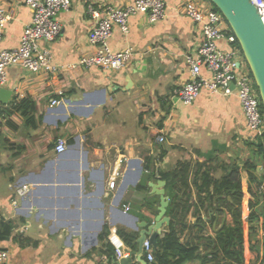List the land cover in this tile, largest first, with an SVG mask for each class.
I'll return each instance as SVG.
<instances>
[{"label":"crops","instance_id":"crops-1","mask_svg":"<svg viewBox=\"0 0 264 264\" xmlns=\"http://www.w3.org/2000/svg\"><path fill=\"white\" fill-rule=\"evenodd\" d=\"M133 1L72 0L71 8L58 14L61 35L49 44L59 71L34 73L13 66L8 83L0 86V248L10 252L4 264H117V247L127 256L132 253L119 229L139 236L135 222H152L159 213L160 196L150 186L157 183L156 175L146 178L153 168L170 173L178 163L191 162L187 179L179 173L171 187L162 179L169 198L176 194L179 202L193 204L187 220L195 223L199 168L222 178L235 163L260 161L235 93L205 89L188 105L175 95L190 78L187 56L195 55L202 41V27L185 13L189 0H165L166 16L157 22L146 14L131 16L128 34L114 27L112 51L135 49L124 69L80 63L97 51L89 41L95 25L89 6L105 2L123 7ZM0 5L13 14L0 50L13 49L20 45L32 11L26 0H0ZM219 45L229 47L225 40ZM24 98L35 103V124L10 112ZM160 133L163 143L157 141ZM59 138L67 141L61 154L55 150ZM149 160L150 171L145 167ZM144 180L148 188L137 189ZM25 186L29 191L22 195L18 191ZM200 210L205 220L217 213ZM221 216L231 217L227 212ZM216 226L215 221L212 229ZM190 229L182 239H197V229ZM139 263L132 257L130 264Z\"/></svg>","mask_w":264,"mask_h":264},{"label":"built area","instance_id":"built-area-1","mask_svg":"<svg viewBox=\"0 0 264 264\" xmlns=\"http://www.w3.org/2000/svg\"><path fill=\"white\" fill-rule=\"evenodd\" d=\"M264 20V0H250ZM72 0H26L32 11L31 22L24 28L20 45L13 49L0 50V86L8 83V70L19 66L30 72L56 73L59 67L54 63L49 44L62 33V25L58 14L71 8ZM165 0H134L126 6L102 3L91 5L88 13L95 21L89 33V41L97 47V51L90 56L83 57L80 63L86 67H98L104 70L124 69L135 54L134 47L114 52L110 48L109 40L114 27L119 26L124 34L130 31V17L146 14L151 22H157L166 16ZM185 13L202 27V41L195 55L187 56L190 70L188 82L176 89L175 95L184 104H192L203 90L212 93L222 92L226 95L236 94L240 100L246 127L254 139H264V109L259 90L255 84L253 74L245 59L244 53L237 46V37L231 30L224 15L210 0H189L185 5ZM13 19L10 10L0 5V43L4 38L3 29ZM220 40H225L229 47L222 48ZM234 86V87H232ZM58 104V100H53ZM165 135L157 137L159 143L165 142ZM55 150L64 153L67 141L59 138ZM120 173H115V178ZM116 179L110 182L115 188ZM29 191L27 186L19 189L20 194ZM129 207L127 208V210ZM155 248L146 239L143 244V256L146 260H154ZM117 258L127 255L116 248ZM10 252L0 248V264L8 261Z\"/></svg>","mask_w":264,"mask_h":264},{"label":"trees","instance_id":"trees-1","mask_svg":"<svg viewBox=\"0 0 264 264\" xmlns=\"http://www.w3.org/2000/svg\"><path fill=\"white\" fill-rule=\"evenodd\" d=\"M237 43L239 44L238 40ZM35 111V103L28 98L14 102L10 110L21 113L28 124H35ZM254 140L255 142L251 144L256 147L260 156L259 162L247 159L243 163H235L229 174L222 178H215L211 176L210 170L199 168L196 173V179H199L197 185L199 200L195 206L198 210L195 209L192 213L197 217L195 223H189L187 220L193 204L188 201L179 202L176 194L169 193L167 214L171 217V223L168 229L159 235V247L154 251L155 258L152 262L148 261V264H187L194 260H200V264H248L249 259L250 264H264V139ZM150 163L152 164L151 160L145 165L147 170ZM259 164L262 165L263 172L257 169ZM189 172L191 162L186 161L178 163L176 170L170 173L160 171V174L164 179H168V186L171 187L179 173L187 179ZM155 175L156 168H153L146 178L153 179ZM147 188L146 180L137 186L139 190ZM189 190L188 185L185 193L187 194ZM148 204L154 205V202L149 200ZM200 207L207 213L210 210L218 214L205 220ZM224 212L230 214L232 222L223 220L221 215ZM215 221L217 226L214 228L213 236L206 227L207 222L213 225ZM189 228L191 231L192 228L197 229V233L193 235L197 239L193 237L190 240L182 239L181 234ZM4 230L10 232V226H5ZM108 231L109 229H105V237ZM118 234L132 252L138 249L137 232L119 229ZM113 255L114 251L109 252L110 257ZM143 257L146 259V255Z\"/></svg>","mask_w":264,"mask_h":264},{"label":"water","instance_id":"water-1","mask_svg":"<svg viewBox=\"0 0 264 264\" xmlns=\"http://www.w3.org/2000/svg\"><path fill=\"white\" fill-rule=\"evenodd\" d=\"M210 1L221 11L236 35L264 106V20L262 16L250 0ZM156 179L157 183H150V186L152 192L160 196L159 213L152 222H135V229L141 228L137 239L138 249L129 256L122 257L117 264H130L134 256L141 264H148L143 257L145 240L149 239L155 250L158 249V237L163 232L162 227L171 223V217L167 214L170 198L166 195V181L162 179L158 166L156 167Z\"/></svg>","mask_w":264,"mask_h":264},{"label":"rangeland","instance_id":"rangeland-1","mask_svg":"<svg viewBox=\"0 0 264 264\" xmlns=\"http://www.w3.org/2000/svg\"><path fill=\"white\" fill-rule=\"evenodd\" d=\"M215 6V5H214ZM228 22V21H227ZM237 46L238 47H240V45L237 43ZM241 48V47H240ZM244 152V151H243ZM246 155V154H245ZM246 157L247 156H243L242 157V159L244 160V159H246ZM260 171L262 172L263 171V169L260 167ZM246 183V182H245ZM245 186H246V188H247V184H245ZM229 222H232V218L230 217L229 219H227ZM206 228H208V232L209 233H211L213 236H215V234H214V230L215 229H212L213 228V225H212V223H209L208 225H207V227ZM207 231H206V233H208ZM183 240H187V238H183ZM248 259H249V257H250V253H248ZM250 262H251V259H249V261H248V264H250Z\"/></svg>","mask_w":264,"mask_h":264}]
</instances>
